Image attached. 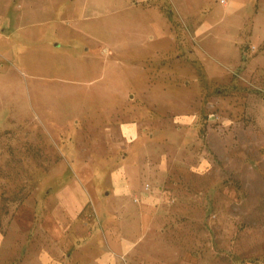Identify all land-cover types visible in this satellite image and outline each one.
<instances>
[{
    "label": "rangeland",
    "instance_id": "obj_1",
    "mask_svg": "<svg viewBox=\"0 0 264 264\" xmlns=\"http://www.w3.org/2000/svg\"><path fill=\"white\" fill-rule=\"evenodd\" d=\"M0 4V264L42 253L46 194L122 166L157 227L113 264H264V0Z\"/></svg>",
    "mask_w": 264,
    "mask_h": 264
},
{
    "label": "crops",
    "instance_id": "obj_2",
    "mask_svg": "<svg viewBox=\"0 0 264 264\" xmlns=\"http://www.w3.org/2000/svg\"><path fill=\"white\" fill-rule=\"evenodd\" d=\"M146 1L153 3L155 0H135L138 3ZM4 7L0 4V10ZM122 134L133 139L136 129L130 124L123 125ZM145 169L124 166L112 169L110 184L106 186L109 192L103 197L99 193L104 188L100 182L101 169L76 171L80 184L65 181L64 185L46 194L39 207L38 235L42 253L37 259L29 253L24 264H74L78 260V264H113L112 255L130 252L141 236L157 227L156 212L151 210L156 196L146 194L140 182ZM85 174L88 177L81 178ZM129 194L135 198L139 194L141 203H129ZM88 206L94 216L79 219ZM3 243L0 234V247Z\"/></svg>",
    "mask_w": 264,
    "mask_h": 264
},
{
    "label": "built area",
    "instance_id": "obj_3",
    "mask_svg": "<svg viewBox=\"0 0 264 264\" xmlns=\"http://www.w3.org/2000/svg\"><path fill=\"white\" fill-rule=\"evenodd\" d=\"M149 190V185L147 184V185H145V187H144V191H148ZM136 201H138V199H135Z\"/></svg>",
    "mask_w": 264,
    "mask_h": 264
}]
</instances>
